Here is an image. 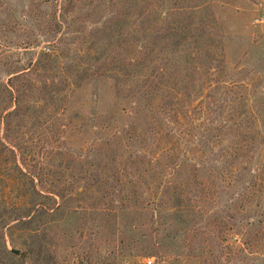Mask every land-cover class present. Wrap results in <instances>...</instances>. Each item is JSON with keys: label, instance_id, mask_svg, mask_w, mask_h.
Instances as JSON below:
<instances>
[{"label": "rangeland", "instance_id": "rangeland-1", "mask_svg": "<svg viewBox=\"0 0 264 264\" xmlns=\"http://www.w3.org/2000/svg\"><path fill=\"white\" fill-rule=\"evenodd\" d=\"M140 46L147 71L105 70ZM46 54L18 81L33 108L12 111L8 72ZM159 100L174 102L161 126L145 109ZM147 258L264 264V0H0V261Z\"/></svg>", "mask_w": 264, "mask_h": 264}, {"label": "trees", "instance_id": "trees-1", "mask_svg": "<svg viewBox=\"0 0 264 264\" xmlns=\"http://www.w3.org/2000/svg\"><path fill=\"white\" fill-rule=\"evenodd\" d=\"M161 16H162L163 22L164 21L166 22L167 20H169V15H165V16L164 15H161ZM121 18L122 17H120L119 19H121ZM118 24H120V20H118ZM173 29L179 31V32H175V36L178 37L180 35H182V36L184 35V32L183 31L186 28H183V29H180V28H177V29L176 28H172V30ZM170 30H171V28L169 29V31ZM116 43H119L121 45L122 42L120 43L119 40H118V42H116ZM177 49L179 50L180 55H181V53H184L183 54L184 56L187 55V54L191 55V49H192L191 46H186L183 43ZM199 49L200 48H198L196 50V54H197L196 59H194V57L192 56L193 59H194L192 62L195 65V66H193V68H194V71H199V70L206 71V70H208L206 65L205 66L198 65L199 64L198 61L201 60V56H200V50L201 49L200 50ZM113 50L115 51L117 49L115 48ZM151 55H152V53L148 52L146 48L144 50H142L141 46L136 49V52L134 54V57L129 56L127 54H122L121 55L119 53L118 54H115V55H111V56H109V58H107V60H105L106 61L105 64H104L105 65V70L109 71L111 69L112 71H109V73L112 72L113 74H115L116 75L115 76L116 79H118V78L120 79V77H122L123 75H124V78L132 77V76L137 77V72H139V75H141V72H143L144 70H146L148 68V66H149L148 63L151 60V57H150ZM53 56H55V55L46 54V55H44L43 60L42 59L41 60L40 59L39 60L37 59L38 62H35L34 64L29 63V66H27V67L19 66L18 69H16V70H15V68H12L8 72V74H7L8 77H7V80L5 82V89H6V91L8 92V94L10 96L11 102L13 103L12 104V111L19 112L20 110H22L23 107L26 106V104L24 103V100H23L24 99V96H25V89L21 88L22 86L20 84H18V81H20L19 83H21L22 81H24L23 78H26L28 76L29 71L32 68L36 69L37 71H45V72L46 71H49L50 70V65H49V61L48 60L50 58H52ZM118 59H120L119 61L121 62L120 66H116ZM107 65H111V66L107 68ZM122 65H124V66L127 67V69H128L127 73H125V70L122 69ZM114 68L116 69V71L114 70ZM149 73L150 72H148L146 74L147 77H146V80L145 81H149L150 82V80H149L150 79V76L148 75ZM162 94H163V96H166L165 93H162ZM162 94H160V95H162ZM170 94H171V92L168 93V98L170 97ZM160 95H159V98H160ZM136 97H138V96H136ZM159 101L156 102L154 105H150L151 107H153V110H151L149 108H145V109H147V111H152V119H155L156 120L155 123L156 124H159L161 126V124H163V122L167 121L168 118L171 115H173V112H174V110H173L174 109L173 103L174 102H172L170 104V106H169L170 108H165L161 104V101L160 102ZM26 108H33V107L26 106ZM136 109H137V107L133 106L131 108V111H129V112L126 111V112H127V114H132V113H135L136 114V112H137ZM27 112L30 113V114H28ZM22 116L25 119L28 118V119H26L28 121H33V122L36 121V118H34L32 116V114H31V112H30L29 109H27L25 111V113L22 114ZM184 118H186V117H184ZM25 119L23 121H25ZM60 125H61L60 126V129L64 128V125L63 124H60ZM168 131H170L171 134H169L167 131L164 132L162 130L161 131H155L154 134H153V141H154V143L157 144V145L158 144L159 145L165 144L166 143L167 135L168 136L169 135H172V134L174 135L176 133L175 130H174V128L173 129H170ZM13 147L14 148L15 147H18L19 148V151L21 150V148L19 147V144H17V146H16V144L15 145L13 144ZM164 147H165L164 148V151L170 149V146L169 147L168 146H164ZM206 147H209L208 146V143H205L204 142L203 147L200 148V149L203 150ZM29 149L30 150H28V152L29 153L31 152L33 154V148L30 147ZM185 158H186L185 155L179 156V160H181V161L185 160ZM41 161H43V159H38L37 160V162L42 165V162ZM155 164H156V160H154V159L153 160H150V166H153ZM199 166H202V165L200 163H198V165H196V168H199ZM177 167H178V165L175 166V168H177ZM30 174L32 176L31 175L29 176V174H28V177H29L28 179H29V183L31 185L30 187L33 188L35 186V182H34V179L35 178H34V176H33L32 173H30ZM36 177L40 179L42 176L41 175H38ZM173 207L174 208H177L179 211H180V209H182V207H183V209H186V210L188 209V207L187 206H184L182 203H179V204H176V205L174 204ZM24 255L25 254H23V256ZM0 264H4V263H2L0 261Z\"/></svg>", "mask_w": 264, "mask_h": 264}, {"label": "built area", "instance_id": "built-area-1", "mask_svg": "<svg viewBox=\"0 0 264 264\" xmlns=\"http://www.w3.org/2000/svg\"><path fill=\"white\" fill-rule=\"evenodd\" d=\"M144 264H156L152 258H147L144 260Z\"/></svg>", "mask_w": 264, "mask_h": 264}, {"label": "water", "instance_id": "water-1", "mask_svg": "<svg viewBox=\"0 0 264 264\" xmlns=\"http://www.w3.org/2000/svg\"><path fill=\"white\" fill-rule=\"evenodd\" d=\"M10 251H11L12 253H14L15 255H19V249H18V248H15V247L10 248Z\"/></svg>", "mask_w": 264, "mask_h": 264}]
</instances>
